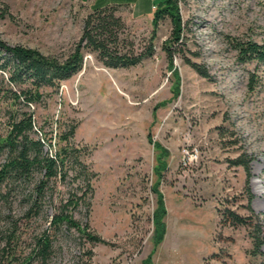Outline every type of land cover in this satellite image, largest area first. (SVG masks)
Returning a JSON list of instances; mask_svg holds the SVG:
<instances>
[{
    "label": "rangeland",
    "instance_id": "rangeland-1",
    "mask_svg": "<svg viewBox=\"0 0 264 264\" xmlns=\"http://www.w3.org/2000/svg\"><path fill=\"white\" fill-rule=\"evenodd\" d=\"M162 1L0 0V40L10 46L61 59L78 41L91 8L129 4L132 8L118 6L116 12L126 26L125 43L140 50L153 47L151 57L120 69L103 67L86 53L82 70L55 89H43L37 106L12 108L0 92V137L16 110L32 113L47 139L58 125L60 131L76 125L71 143L96 176L89 205L81 201L69 210L104 241L91 243L61 227L49 232L48 259L33 257L37 238L71 189L69 172L39 202L36 217L24 216L31 183L0 197L2 264H142L149 255L152 264H264V244L262 255L254 254L247 228L220 218L226 211L248 215L249 206L264 238V62H240L234 48L248 41L264 47V0H178L184 24V45L174 59L178 84L167 69L169 19L150 40L154 7ZM150 5L151 14L136 16ZM187 60L204 68L209 79ZM3 77L0 88L18 92ZM154 143L167 152L159 185L165 235L155 251ZM237 158L246 170L232 164ZM4 159L0 152V166Z\"/></svg>",
    "mask_w": 264,
    "mask_h": 264
},
{
    "label": "trees",
    "instance_id": "trees-1",
    "mask_svg": "<svg viewBox=\"0 0 264 264\" xmlns=\"http://www.w3.org/2000/svg\"><path fill=\"white\" fill-rule=\"evenodd\" d=\"M117 7L113 4L91 8V12L83 21L78 41L71 52L61 59L21 45L10 46L0 40V77L6 76L7 85L18 87V92L8 86L0 88L3 97L10 101V106L12 108L16 104L37 106L42 98L43 89H55L60 83L68 81L82 70L86 53L94 55L103 67L109 69L134 67L151 57L152 46L148 45L140 50L132 43H125L126 26L121 17L116 15ZM166 19H169L172 25L171 38L165 43L167 69L178 84L179 76L174 66V59L184 45V24L179 12L178 0H163L155 5L150 40H154L160 23ZM174 45L178 49H175ZM234 48L240 62H264V47L255 42H237ZM187 64L202 78L209 79V74L204 68L189 60ZM56 128L58 132H55V136L47 139L43 129L35 127L32 113L16 110L9 113L6 134L0 137V152L5 154L4 163L0 166V197L31 183L33 194L27 201L28 209L24 213L27 218L39 215V202L47 196L49 191H52L56 182L64 183L71 172V182L68 183L71 189L67 198L59 202L58 210L48 221V230L37 238L32 249L33 257L42 262H45L51 253L52 242L49 233L51 230L57 231L61 227H66L84 235L88 242L104 243L103 240L87 231V225L81 226L69 210H75L81 201L89 205L86 198L88 194L92 195L90 181L96 176L82 162V152L74 148L71 143L76 125H69L63 131H60L62 129L60 125ZM148 138L151 142V138ZM45 147H47L46 150ZM51 147H54L53 154L49 152ZM154 150L158 151L153 168L155 182L151 188L156 199V208L152 216L154 228L152 242L155 251L165 235L166 211L159 185L166 167L163 156L167 152L157 143H154ZM231 162L234 166H242L245 170L247 168V164L240 158ZM2 191L6 193L3 194ZM77 191L81 192L80 196H77ZM247 201L248 203L251 201L250 194ZM247 210L248 215L240 216L233 211H226L220 215V218L222 222L246 227L254 254L262 255L261 247L264 244V238L260 221L249 206ZM0 264H2L1 260ZM142 264H152L151 255L142 261Z\"/></svg>",
    "mask_w": 264,
    "mask_h": 264
},
{
    "label": "crops",
    "instance_id": "crops-1",
    "mask_svg": "<svg viewBox=\"0 0 264 264\" xmlns=\"http://www.w3.org/2000/svg\"><path fill=\"white\" fill-rule=\"evenodd\" d=\"M114 5H117V6H129V7H131L129 4H125V5H122V4H114ZM153 5H150V9L148 10V11H146V12H143L142 13V11H139L138 13H136V16H140V15H143V14H151V7H152ZM132 8V7H131Z\"/></svg>",
    "mask_w": 264,
    "mask_h": 264
}]
</instances>
